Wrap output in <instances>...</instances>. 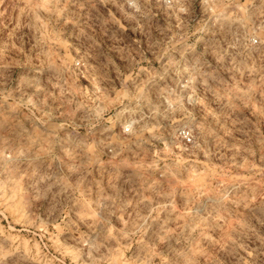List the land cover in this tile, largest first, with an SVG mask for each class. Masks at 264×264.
Segmentation results:
<instances>
[{"label":"rangeland","instance_id":"obj_1","mask_svg":"<svg viewBox=\"0 0 264 264\" xmlns=\"http://www.w3.org/2000/svg\"><path fill=\"white\" fill-rule=\"evenodd\" d=\"M0 264H264V0H0Z\"/></svg>","mask_w":264,"mask_h":264},{"label":"built area","instance_id":"obj_2","mask_svg":"<svg viewBox=\"0 0 264 264\" xmlns=\"http://www.w3.org/2000/svg\"><path fill=\"white\" fill-rule=\"evenodd\" d=\"M183 139L186 142L190 143L192 141V136H191V134L189 132L183 131Z\"/></svg>","mask_w":264,"mask_h":264}]
</instances>
